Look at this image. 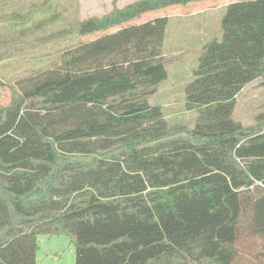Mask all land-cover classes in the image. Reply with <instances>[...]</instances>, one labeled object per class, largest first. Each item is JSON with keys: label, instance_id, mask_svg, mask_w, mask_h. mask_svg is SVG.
<instances>
[{"label": "trees", "instance_id": "trees-1", "mask_svg": "<svg viewBox=\"0 0 264 264\" xmlns=\"http://www.w3.org/2000/svg\"><path fill=\"white\" fill-rule=\"evenodd\" d=\"M202 1L139 0L63 29L61 63L16 80L0 102V264H37L42 235L70 237L75 264H240L255 242L264 264V128L233 118L264 78V0L229 4L204 45L192 130L149 102L169 76V17L133 21Z\"/></svg>", "mask_w": 264, "mask_h": 264}, {"label": "rangeland", "instance_id": "rangeland-1", "mask_svg": "<svg viewBox=\"0 0 264 264\" xmlns=\"http://www.w3.org/2000/svg\"><path fill=\"white\" fill-rule=\"evenodd\" d=\"M6 1V7L0 6V102L4 105L10 103L11 87L18 78L31 72L51 69L61 63L69 43L65 38L55 36L61 30L70 31V36L80 22L108 15L114 9H122L139 0ZM242 1L249 0H206L191 4L185 10L187 17L177 18L185 20L180 22L184 34H179L174 40L166 34L163 55L167 60L169 76L158 87L157 93L149 98V102L161 107L169 125L188 130L194 128L199 113L187 110L185 87L195 79L194 71L204 45L212 39L221 40V22L228 5ZM177 9L170 7L147 12L133 23L169 16ZM25 12L29 13L26 19H16L18 14ZM40 22L44 23L37 25ZM100 34L92 35L91 38ZM233 118L246 128H264V78L250 83L241 91ZM39 241L38 264H75V243L70 237L42 235ZM254 244L251 255L243 251L240 264H262V258L259 260L254 257L263 248L259 242Z\"/></svg>", "mask_w": 264, "mask_h": 264}, {"label": "crops", "instance_id": "crops-1", "mask_svg": "<svg viewBox=\"0 0 264 264\" xmlns=\"http://www.w3.org/2000/svg\"><path fill=\"white\" fill-rule=\"evenodd\" d=\"M6 2V3H4ZM0 6L1 7H6L7 6V1L6 0H0ZM197 9V8H196ZM185 10H181V9H177V11H174L169 14V25L167 27V31H166V34L170 35L171 39L174 40L176 39V36H178L179 34L182 33V31L184 30L180 25L181 23L180 22H184L185 20H177V18H181L183 19V17H187V14L184 12ZM210 25V24H209ZM209 28V27H208ZM184 34V33H182ZM181 36V35H180ZM40 238V237H39ZM40 241H39V250H40ZM39 251H38V254H37V264L39 263Z\"/></svg>", "mask_w": 264, "mask_h": 264}]
</instances>
